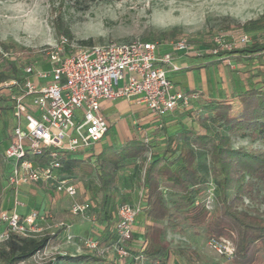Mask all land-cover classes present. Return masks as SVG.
Wrapping results in <instances>:
<instances>
[{"label": "rangeland", "instance_id": "374dc122", "mask_svg": "<svg viewBox=\"0 0 264 264\" xmlns=\"http://www.w3.org/2000/svg\"><path fill=\"white\" fill-rule=\"evenodd\" d=\"M263 15L264 0H0V43L6 42L14 45L20 52L25 53L22 55L24 60L32 59V63L41 64V71L49 73L52 65L45 63L42 51L55 46L60 38L65 36L62 34L65 30H69L71 33L69 40L73 47L87 46L82 44L88 41H91L93 45H104L112 41L128 42L139 39L160 42L163 44V50L170 51V43L177 42L181 38H188L197 43L204 40L201 38L202 35H210L205 38L206 40L214 36H222L227 39L226 42L229 45L234 46L235 38L244 34L237 26ZM172 30L178 32L177 39L165 37ZM249 35L255 36L257 33ZM210 58L207 55L200 57L202 60ZM222 61H225L229 71H236L240 73V76L246 73H255L260 67V63L256 59L248 60L245 63L237 55L227 54L223 56ZM263 62L261 61V64ZM200 71L204 76H212L210 71L205 69ZM200 71L190 72L192 81L202 80V76L199 75ZM222 73L224 74L223 79L226 78V83L230 88V78L225 75V71ZM222 73L214 71V74L218 76ZM30 78L32 82H38L35 75ZM241 78L238 77L240 86L242 85ZM181 79L183 84L178 87L180 89L190 88L189 81L191 79L189 76H184ZM48 81L49 79L39 82L47 83ZM195 93L202 95L197 91ZM102 103L105 104L106 115L111 114L110 119L113 127L97 145L96 154L107 147L121 146L129 140H133L140 134L139 132L147 130V123L141 120L142 117H138L139 113L145 110L142 106L131 104L125 99L103 101ZM190 114L193 113L190 112ZM204 116H208V113L199 112L195 118L188 117V123H194L196 128H199L196 132L227 134L220 123L210 120L211 117L204 119ZM156 118L155 114L149 113L147 120L150 122ZM183 137V139L190 138L189 136ZM230 137V144L234 149L264 150V142L262 140L255 141L249 135L244 137L230 135ZM196 152L198 167L203 176V182L198 188L197 200L203 202L214 214L219 190L211 175V151L196 149ZM147 161L148 156L146 155L117 171L119 185L116 192L120 204L127 202L139 205L141 203L143 190H141L140 184ZM1 166H3L2 163ZM70 177L82 191L79 200L91 201L93 209L85 216L77 217L68 212L69 205L65 200H59L60 210L69 218L59 219L54 228L42 226L41 234L54 233L58 228L65 227V234L68 233L65 240H62L63 235L60 234L57 244L46 248L22 264H45L56 254L79 255L91 252L102 255L106 260L102 264H111L113 261L120 260L113 249L107 251V245L109 242H113V236L111 230L105 232L101 229L97 205L99 195L95 190L98 184L96 174L94 172L90 175L72 174ZM253 182L254 198H245L244 205L250 209L252 216L264 220V180ZM10 192L9 190L7 194ZM7 194L2 204L3 208L6 210L12 208L17 212V208L22 205V199L18 198L16 192H13L14 197L11 195L9 200ZM165 199L168 203L172 201L168 193H165ZM38 201H41L40 197ZM33 202L34 200H32V204L28 202L24 206L25 208L20 211L31 210V205L34 208ZM33 210H37L36 207ZM140 218L139 216L137 220ZM71 225H79V229L76 228L77 226L71 227ZM6 229V224L0 219L1 243L7 240ZM91 230L94 232L91 233L99 238L95 251L87 248L81 240V238L92 239L89 233ZM135 230L137 232L132 241L126 244L128 258L134 260L135 257L136 264H151L140 255L143 242L142 230L136 224L133 228V231ZM110 233L111 237L108 236ZM105 234L106 236H104ZM165 238L170 245V260L168 261L170 264H236L232 257L228 258L221 254L211 244V240L205 237L204 229L183 226L182 230H167ZM223 239L229 240L235 250L237 237L232 230H228L220 240ZM188 250L195 252L197 256L195 261L188 255ZM261 263L264 264V261L262 260Z\"/></svg>", "mask_w": 264, "mask_h": 264}, {"label": "trees", "instance_id": "16d2710c", "mask_svg": "<svg viewBox=\"0 0 264 264\" xmlns=\"http://www.w3.org/2000/svg\"><path fill=\"white\" fill-rule=\"evenodd\" d=\"M237 28L244 32L241 36L249 37V41L236 47L230 44L231 48L224 47L218 54L213 53L218 47L214 40L220 37L223 45L228 46L226 38L214 36L206 40L205 38L210 35H202L201 38L204 40L197 43L187 38L190 52L198 50L203 55L213 58L210 62L212 65L222 61L223 56L227 54L248 60L256 59L260 63L255 73L245 77V87L237 88L231 99H214L209 102L211 119L220 123L227 134L194 132L188 135L190 143L179 147L180 136L168 132V126L162 117L150 136L140 132L136 138L120 147L104 148L93 162L74 157L62 159V170L65 174L89 175L95 172L98 181L95 190L99 195L97 205L101 229L105 232L111 230L114 238V224L118 219V207L121 205L114 192L117 171L151 154L150 160L145 164L141 182L143 189L139 215L141 218L135 223L136 225L142 223L143 242L140 255L151 264L168 263L170 245L165 238L166 232L182 230L183 226L204 229L205 237L211 241L220 240L228 230H232L237 237L232 256L236 264H262V260L264 261V220L252 216L250 209L244 205L245 198H254L253 181L264 180V150L234 149L230 144V135L243 137L249 135L255 141L264 142V62L261 64V61H264V15L239 24ZM250 33L257 35L250 36ZM62 34L68 39L71 38L69 30L63 31ZM165 37L177 39L178 32L172 30ZM238 38H235V42ZM82 45L93 44L88 41ZM0 46L1 118V115L7 113L11 107L8 89L2 84L11 79L23 82L22 69L34 63L32 59L24 60L22 55L25 53L20 52L12 44L1 42ZM145 136L149 138L148 142L145 141ZM196 149L211 151V175L219 190L214 214L203 202L197 200L203 176L198 167ZM1 163L3 164V157L0 146V171ZM37 186L49 190L48 193L51 190L42 185ZM3 188L0 180V204L3 199ZM165 193L171 196V203L165 199ZM49 194L52 195L53 192ZM36 211L39 212V209ZM6 230L8 238L0 242V264H22L55 245L65 227L58 228L54 233L30 236ZM108 236L111 237V233ZM93 239L98 241L99 238L94 235ZM188 255L194 261L197 259L192 250H188ZM135 259L126 258L113 261L111 264H136ZM105 261L102 256L91 252L79 255L56 254L45 264H102Z\"/></svg>", "mask_w": 264, "mask_h": 264}, {"label": "built area", "instance_id": "2783aa9c", "mask_svg": "<svg viewBox=\"0 0 264 264\" xmlns=\"http://www.w3.org/2000/svg\"><path fill=\"white\" fill-rule=\"evenodd\" d=\"M214 41L218 45L214 54L231 48L223 45L220 37ZM248 41V36H241L234 46ZM162 48L160 42L139 39L73 47L62 36L55 46L42 51L45 63L52 65L49 73L34 63L22 69L23 82L11 79L2 84L8 89L11 106L0 118L7 190L18 195L22 187L42 185L69 199L72 215L85 216L93 204L79 200L78 186L64 174L62 159L86 155L108 133L110 123L102 113V102L135 100L162 118L176 109L186 110L199 99L198 93L175 90L170 78L181 70L177 54L191 49L187 38L170 43V51L162 52ZM32 75L38 82H32ZM46 79L47 83L39 82ZM145 141H149L147 136ZM150 157L149 153L148 160ZM140 213V206L124 203L118 207L114 238L107 251L113 249L120 260L129 257L126 244L133 238ZM0 219L11 232L23 236L43 231L38 224L43 216L36 210L26 215L2 211ZM82 241L97 250V240ZM211 244L228 258L233 256L229 240H212Z\"/></svg>", "mask_w": 264, "mask_h": 264}, {"label": "crops", "instance_id": "0c3cea01", "mask_svg": "<svg viewBox=\"0 0 264 264\" xmlns=\"http://www.w3.org/2000/svg\"><path fill=\"white\" fill-rule=\"evenodd\" d=\"M165 51L166 50L165 49L163 50V48H162V52H165ZM202 56H204L203 53L196 52V51H191V52L188 51V52H182L180 54H177L176 60H177V63L181 66V70L176 72V73L170 74V78L173 81L175 90H182V91L190 92V93H193V92L195 93L197 91V92L202 93V95L199 94V99L193 101L191 106L189 108H187L186 110L176 109L175 111L167 114L166 116H163V118H162L168 126V132L170 134H177L178 136H180V138L178 140V146L179 147L186 146L190 143V140L188 138L183 139L184 138L183 136H188L190 133L196 132V130H199V128H196L194 123L193 124L188 123L189 122L188 121L189 116H191L192 118H195L196 116H198L199 112H205V113H208V116H204L203 118L209 119V117H212V114H211L212 111H210V109H209V102L210 101H212L214 99H219V100L231 99L233 97L234 91L237 88L242 89L245 87V77L248 75V73L242 74V76H240V73H238L236 71L235 72L229 71L227 69L228 66L225 65V61H220L219 63H216V65H212V64H210V62L213 60V58H210L208 60H202V59H200V57H202ZM242 59H243V61H245V63H247L248 59H244V58H242ZM251 60H253V59H251ZM204 69L207 71H210V74L212 76L211 77L204 76L203 72L200 71V70H204ZM193 70L200 71L199 75H200V77L202 76V80L192 81V77H191L190 72ZM214 71H217L220 73L225 71V73H226L225 75L230 78V88H228V85L226 83V78L223 79L224 74L222 73L220 76H218V75L214 74ZM184 76H189V78L191 79V81H189L190 82V88L180 89V87H178V86L183 84V81L181 78ZM238 77H242L241 78V82H242L241 86L239 85L240 81H238ZM126 101H128V100H126ZM128 102L131 104L133 103L135 105H140L143 107V109H145V110L141 111V113H139L138 117L139 118L142 117L141 120H144V122L147 123V125H148L146 127L147 130H145L143 132L144 135L147 134L150 136L152 134V132L154 131V129L159 124L160 120H162V119L156 118L155 120H151L150 122H148L147 117H148L150 112L147 109V107L143 104L136 103L135 100L128 101ZM105 111H106L105 104L102 103V113L108 119V121L110 123V129H111L113 127L112 121L110 119L111 114L106 115ZM190 112H192L193 114H190ZM210 120H211V118H210ZM110 129H109V131H110ZM109 131H108V133H109ZM184 133H185V135H184ZM99 143H97L92 148L91 151L87 152L86 155H79V156H73V157L77 158L78 160H84L87 162L88 161H92V162L95 161L96 156L99 153H101V152H99L98 154H96V147ZM118 147H120V146H118ZM64 174H65V172H64ZM65 175L68 177L71 176L68 174H65ZM82 175H84V174H82ZM0 180H1L2 187H4L3 188V195H2L3 199H2L1 204H0V213L2 211H14V209H12V208H9L6 210V208L4 209L3 208L4 206L2 205L4 199L6 198L5 195L9 191L6 188V170H5L4 166H2L1 171H0ZM142 180H143V178H142ZM142 180H141V182H142ZM118 185H119V179H118V175H116V184L114 186V192L117 195V200L119 199L118 194L116 192V188L118 187ZM140 188H141V190H143L141 187V184H140ZM78 189H79V193L81 196L82 191L79 187H78ZM5 190H6V192H5L6 194L4 193ZM48 191L49 190H47L41 186L39 187L37 185H29V186L22 187L19 191L20 193L18 194V198L20 197L22 199V200L20 199L22 205L17 208L19 210V211L17 210V212L20 215H26V214L30 213L36 207V209H39L41 216H43V219L39 220L38 224L41 227L47 226L48 228H54L57 226V221L59 219L69 218V216L67 214H64V212H62L60 210L61 208L58 205L59 200H65L68 203V205H69L68 212L70 214H71V212H70L71 201L69 199H67L66 197H62L60 195L55 194V192H53L52 189L50 190V192H53L52 195H50L49 194L50 192L48 193ZM7 195H9L8 199L11 197V195H12V197H14L12 191ZM39 197L41 199L40 202L38 201ZM32 200H34V202H33V204L35 205L34 208H32V205H31V208H30L31 210L26 211V212L20 211V209L25 208L24 206L26 204H28V202L29 203L31 202V204H32ZM118 203H119V201H118ZM128 204H131V203H128ZM131 205L137 207V206H140L141 203L139 205L137 203L131 204ZM76 226L77 225H71V227H76ZM138 226L142 230V223L141 222L138 223ZM76 228L79 229V225ZM91 232L93 233V231L91 230L89 232L90 237L93 238L94 235ZM136 232L137 231L135 230L134 235ZM61 234L63 235L62 240H65V237L68 233L65 234V231H64ZM141 236L143 237V232H142ZM59 239L60 238L58 236L56 244L58 243ZM82 239H84V238H81V240Z\"/></svg>", "mask_w": 264, "mask_h": 264}]
</instances>
